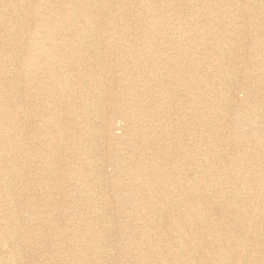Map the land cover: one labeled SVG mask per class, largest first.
Returning <instances> with one entry per match:
<instances>
[{"label":"bare ground","instance_id":"1","mask_svg":"<svg viewBox=\"0 0 264 264\" xmlns=\"http://www.w3.org/2000/svg\"><path fill=\"white\" fill-rule=\"evenodd\" d=\"M132 3L134 12L126 0H0V43H8L0 44V264L20 262L22 255L14 245L48 247L51 264H126L122 255H104L97 243L103 233L114 230L105 217L108 208L95 206L100 197L126 218L119 222L121 229L138 228L121 244L131 251L132 264H264V17L260 14L264 0ZM132 17L150 38L147 45L131 25ZM231 20L237 35L214 39L231 44L239 43V36L250 39L249 51L240 56L241 78L233 83L244 97L230 99L233 108L245 111L218 136L233 148L232 156L219 172L198 173L183 163L173 170L171 151L175 154L179 143L187 158L214 143L207 133L200 145H192V134L163 131L165 123L177 122L148 97L155 92L168 100L169 91L161 90L166 75L171 74L173 85L189 81L198 62L209 63L201 69L206 77L216 74L211 57L220 51L224 59L228 50H221L219 43L196 41L205 38L206 26L218 31ZM161 24L173 34L159 46L155 40ZM188 24L198 32L193 37L180 33ZM102 26L110 29L108 39L96 42ZM237 48L236 44L230 53ZM255 68L262 74L255 75ZM226 79L221 83L227 84ZM196 84L193 78L181 88L192 91ZM217 87V82L208 80L207 90L200 91L209 95L213 106L224 99L211 95ZM105 92L113 98L110 114H104L100 101L91 103ZM183 96L194 103L185 92ZM202 101L197 102L200 107ZM23 103L32 105L33 115ZM117 115L125 122L122 134L115 132ZM205 115L209 121L213 118ZM101 118L112 140L105 146L103 162L114 163L116 172L127 177L107 178L98 185L95 181L102 178L94 172L99 152L94 127ZM29 120L34 126H27ZM23 131L27 142L21 139ZM160 140L169 147L165 149ZM132 142L142 148L122 153ZM241 160L254 173L243 172ZM213 172L217 177L212 181ZM108 189L112 193L105 195ZM78 199L85 207L79 211L80 220L60 224L56 214L78 210ZM20 211L28 220L21 219ZM133 217L138 223H130ZM99 222L100 232L93 226ZM158 236L164 242L153 248L151 240Z\"/></svg>","mask_w":264,"mask_h":264},{"label":"rangeland","instance_id":"2","mask_svg":"<svg viewBox=\"0 0 264 264\" xmlns=\"http://www.w3.org/2000/svg\"><path fill=\"white\" fill-rule=\"evenodd\" d=\"M40 1L43 2L46 0H40ZM126 1H128V5H129L128 10H131V12H134V10H136V5L134 3H132V0H126ZM260 14L264 17V11L260 12ZM171 20L174 21V16H171ZM5 21H6V23H9V21H10L9 16H6ZM174 22H176V21H174ZM230 22L232 23L233 21L232 20L228 21L227 23H225L226 26L223 25L222 28H220V29L216 28L218 31H216L215 27H212L211 25L206 26V27H208V29H204V27H203L204 30L202 32H204V34L206 33L204 36L205 38L202 41H199L200 39H198V41H196V43L207 42V43H213L214 45L216 43H219L221 50H223L224 52L226 50H228V51H226L224 59H223V57L220 56V51H219V54L215 53V55L211 57L212 62L210 64L214 65V68L217 70L216 74H212V75L208 76L209 78L206 77V74L201 69L204 68V65H208L209 63H206V60H204V62H202V63L198 62V64H197L198 66L195 69H192L193 74H191L190 77H192V79L194 78L196 80V82L199 83V85L196 84L194 86L195 88L192 89V91L186 92L185 90H183V88H181V87H183V85H185V83L191 82L192 79L189 81H186V82L181 81L178 84L173 85L171 83V74L170 75L167 74L166 75L167 76L166 81H165L164 85L161 87L162 88L161 90L169 91V95H168L169 99L167 100V99L160 98V96L158 94H155V92L151 93L150 97H148V100L157 101L159 104L163 105L164 107H160L161 110L164 111L163 114L171 115L172 120L175 119V121L177 122V124L165 123L167 125H164V127H161L163 131L166 129H170L174 132V131H178V129H179V131L180 130L182 131V132L180 131L181 133L185 132L184 134H192L195 137V139L193 141H191L192 145H200V143H202V141L204 140L203 136H205V135H203V134L207 133L206 136L209 135L211 137L210 138L211 142H212L211 144L213 145V143H214V145L211 146L207 150L206 149H199V150L193 151V153L195 152L194 153L195 155L192 158H187L190 156L186 155L184 153L185 151H181L183 143H179V146L177 147L178 150L177 151L174 150L175 154H174L173 150L171 151L170 163L172 164L173 170H175L177 165H181V163H183L185 167H194L195 171H197L198 173H203V172H205L207 170H211V169L219 172L221 170V166L223 168V166L226 163H228L229 158L232 156L233 148L231 146H229L228 144H224L222 142V138H218V136L220 137V136L224 135L233 126V124H234L235 120L238 118V116L240 117V119H242V116H240V115H242L243 112L245 111L242 109L236 110L235 108H233V104H232L230 99H231L232 95H237L241 98L244 97V93L240 90L235 89L233 83L237 79L241 78V66L243 65V62L241 61L240 56L244 55V53H247L249 51L250 39H249V37L246 39V38H243L242 36H239L238 40H237L239 43H236L238 46L237 51L234 52L235 54H233V52L230 53L229 50L235 48V46H236V44L230 43L233 41L224 42V41H220L219 39H214V37L216 35H229L232 37H235L237 35V33L233 30L232 26L229 25ZM130 23L133 26V28L138 29L139 33L142 34L141 41L144 44L146 43V45H147V42L150 40V38L147 35L142 33V31H144V28L140 27V25H139V23L135 17L131 18ZM176 23L180 24V22H176ZM101 28H102V31H99L97 37L95 36L96 42H98V38H99V40H102V41L105 39H108L110 29L106 28L105 26H102ZM96 30H98V29H96ZM174 30H172V31H174ZM202 32H201V35H202ZM180 33L185 35V36L190 37L192 35L194 36L198 32L194 31L193 26H190V24H188L187 27L184 30H182ZM172 34L173 33L171 31H168L165 28V26L161 24L158 28V31H157V35L159 36V38L155 40L156 44L160 46L162 44V42H165L166 38H168L169 36H172ZM187 40H189V39H187ZM189 41L191 42V40H189ZM1 45L6 46V45H8V43H7V41L4 40V42ZM1 48L2 47L0 46V49ZM192 53H193V57L192 56L190 57V61L195 60V56H196L195 53L196 52L192 51ZM0 54H1V50H0ZM147 65H148V62L146 60L145 66H147ZM254 73H255V75L262 74V72L256 68L254 69ZM118 74H120V72H118L116 75H118ZM226 77L229 80L226 79ZM222 79L223 80L226 79L227 84L221 83ZM208 80L212 83L217 82V86H218L217 90H215V89L211 90L212 91L211 95H214L213 96L214 98L215 97L217 98L218 96L222 95V97L224 99L221 100L220 104H215L213 106L212 104L209 103V100H208L209 95H207V96L201 95L200 91L207 90L206 81H208ZM219 90H221V91H219ZM183 92H185L189 97L191 96V98H193V99H191V101H194L193 104H190L191 102L187 101L186 97L183 96ZM101 97H102L101 99L100 98L92 99L91 103L93 101H100V103H102V106L104 105L103 106L104 114L113 113L114 111H113L112 94L110 95L108 92H105L104 95H102ZM21 98L24 100L23 102H25V101L29 102V100H28L29 98H26L23 96H21ZM206 98H207V100H206ZM199 101H202L204 103V107H200L197 104V102H199ZM121 103H125V102L123 101ZM23 109L32 115L34 113L32 111L33 107L29 103H23ZM224 110H225V112H224ZM214 111H215V113H214ZM207 112L210 115H213V118H211L210 121H209V118H207V116L205 115ZM190 113H193V114H190ZM185 121H188V122L186 123ZM193 122H196V123L199 122V125L193 124ZM96 124L94 127V131H95V134L97 136L98 142L96 145H97L99 152H98L97 159H96L98 162V166L94 167L95 168L94 172L96 175L100 174V177L102 179H98L97 181H95V184L98 183V185H99L100 182L101 183L104 182V184H105L107 178H114V177L119 178L120 177L122 179H125L127 177V175L125 173H117L116 170L114 169V167H115L114 163L103 162V157L105 158V153H106V147L105 146L108 143H111L112 140H109V138H107L106 130L103 127L102 118ZM172 125H173V127H172ZM27 126L28 127L34 126L33 120L27 121ZM161 128L159 131L162 133ZM193 128L194 129L196 128L195 129L196 131L198 129V132H194ZM124 131H125V122H124L122 117L117 115V117L115 119V132H116V134H122ZM22 134L23 135L21 136V139L24 141L26 140V142H27L28 138L25 134V131H23ZM211 134H213V135H211ZM212 137H213V139H212ZM160 138L165 140V138L162 135H160ZM214 139L218 143H216ZM164 140H160L161 142H159V143H162L163 145L162 144L161 145L164 146V148L166 149L169 146H168V143ZM186 140H188V139H186ZM132 143H133L132 146L129 144V145H126L125 147H123L124 149H122V153H128V154L136 153L140 148H142L140 143H134V142H132ZM221 143H223L222 144L223 146L221 145ZM137 145L139 147H137ZM199 156H204V157L203 158H196ZM228 156H229V158H228ZM209 160H211V161H209ZM246 162L247 161H242V160L240 161V164L243 167V169H241V170L245 173H254V172L249 171V169L247 167H244L247 164ZM199 165H200V168H199ZM206 166H210L211 168L206 167ZM67 168L71 169L69 166H67ZM65 171H70V170L67 169ZM86 172H87V169L86 168L83 169L82 173L86 174ZM210 176H211L210 179L212 181L215 177H217V175L214 172H213V174L211 173ZM231 181H233V180L231 179ZM104 189H105V187L101 188L99 191L103 192ZM74 191L76 192V189ZM106 192L107 193L105 195L112 193V191L110 189H108ZM71 193L73 194V192H71ZM105 197H107V196H105ZM76 203H77V205H75V208L77 207L78 210H75V209H73V211L69 210V211H72L70 213V215L65 214V213H62L61 215L56 214L57 218L59 219L58 222L60 224H63V223L65 224L68 221L70 223H74V222L80 220L81 214H79V211H81L83 209L85 210V207L83 204L84 202L82 199H78ZM157 203H159V202H157ZM15 204L17 205V209L19 210L20 205H21L20 202L16 201ZM96 205L99 206L100 210H102V211L104 210V208L105 209L108 208L109 212L107 214H105V217H106V219L109 220L110 225L114 228L113 231L103 233L97 242L99 244L100 248L102 249L103 254L108 255V254L112 253L113 257L118 256V255H122L123 259L127 260L125 262L126 264H132V261L130 259V252L131 251L129 250L130 252H127L126 249H122L121 244H123L124 242L129 240V238L131 236V232L137 233L138 228L132 229L129 232H125L124 228L121 229L119 227V222L126 220V218L123 216H119L117 214L116 207L114 205L110 204L108 201H104L102 197L96 198L95 206ZM48 212H49V210H48ZM20 213H21V219H23V217H24L25 219L28 220L25 212L22 213L20 211ZM133 219H134V217H133ZM133 219L130 220V223H133V224L138 223V220H135V219L133 220ZM33 222H35V221H33ZM93 226L97 231H99V232L101 231V223L100 222L97 224H94ZM43 229H44V226H43ZM43 229H42V232L44 231ZM133 237L135 238V236H133ZM159 238L160 237L158 236L157 239L151 240L153 248L154 247L159 248L160 245L164 242V241L160 240L161 238L160 239ZM36 245H39V243ZM54 247L57 248V250L60 249L58 245H55ZM48 249L49 248L44 246V245H40L38 248H29V247L23 248L21 246H15V245L13 247V250L17 254H19V252H20L22 257H23L22 258L19 254V256L21 257L22 260L20 259V262L18 264H51L50 259H49L50 257H49ZM255 249H256V251L258 250L257 247Z\"/></svg>","mask_w":264,"mask_h":264}]
</instances>
